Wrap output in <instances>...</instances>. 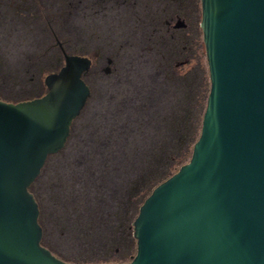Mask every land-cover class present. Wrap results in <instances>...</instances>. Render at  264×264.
Masks as SVG:
<instances>
[{
    "label": "water",
    "instance_id": "1",
    "mask_svg": "<svg viewBox=\"0 0 264 264\" xmlns=\"http://www.w3.org/2000/svg\"><path fill=\"white\" fill-rule=\"evenodd\" d=\"M210 92L191 159L146 198L130 262L264 264V0H202ZM68 57L33 100H0V264H72L43 245L31 186L60 153L91 88Z\"/></svg>",
    "mask_w": 264,
    "mask_h": 264
},
{
    "label": "flooded vegetation",
    "instance_id": "2",
    "mask_svg": "<svg viewBox=\"0 0 264 264\" xmlns=\"http://www.w3.org/2000/svg\"><path fill=\"white\" fill-rule=\"evenodd\" d=\"M202 19V0H0V79L31 82L23 102L44 96L68 57L91 60L87 84L94 66L108 77L114 59L104 43L116 35L125 65L156 66L152 81H180L188 74L179 69L205 55Z\"/></svg>",
    "mask_w": 264,
    "mask_h": 264
},
{
    "label": "trees",
    "instance_id": "3",
    "mask_svg": "<svg viewBox=\"0 0 264 264\" xmlns=\"http://www.w3.org/2000/svg\"><path fill=\"white\" fill-rule=\"evenodd\" d=\"M169 88L168 92L161 91L155 83L146 84L140 93L144 98L142 110H115L106 121H96L84 145L72 143V140H81L74 130L75 120L66 147L48 158L41 175L30 188L39 204L42 229V208L35 187L53 159L69 155L77 159L72 169L75 171L73 184L65 192L66 200L74 203L77 209L82 205L87 209L86 216L78 220L94 221L96 224L90 229L104 232L106 222H117L121 218L118 226L121 234L126 239L133 236L132 224L139 208L159 184L189 162L201 133L205 105H201V110H174L181 109L183 104L173 102ZM61 181V185L67 183L65 178Z\"/></svg>",
    "mask_w": 264,
    "mask_h": 264
},
{
    "label": "rangeland",
    "instance_id": "4",
    "mask_svg": "<svg viewBox=\"0 0 264 264\" xmlns=\"http://www.w3.org/2000/svg\"><path fill=\"white\" fill-rule=\"evenodd\" d=\"M104 49L114 59L112 73L105 77L103 71L98 73L100 67L94 66L92 69L88 79L92 97L74 125V130L80 134L81 140H72V143L80 145L87 143L97 124L96 121L99 122L101 119L106 121L115 110L130 108L142 110L144 98L140 93L146 84L155 83L161 91L167 92V87H170L169 93L173 95V102L180 101L183 104L181 109L174 110H201L202 104L206 110L211 86L206 52L198 65L195 62L191 66L179 69L178 72L188 74V78L163 83L152 82V76L158 74L156 66L125 65L121 61V37L111 36L110 40L104 43ZM105 67L106 61L103 69ZM6 85L10 88H6ZM31 86V82L17 83L0 79V97L4 101L16 103L23 97L34 95ZM22 87L28 92L21 93ZM76 159L69 155H60L53 159L35 187L42 208L44 245L61 260L73 261L72 264L130 262L136 256L137 244L132 234L128 239L121 234V227H118L121 225V218L117 222H106L107 229L104 232H93L90 228L92 224L95 226L96 222L78 220L79 217L86 216V207L82 205L81 209H77L74 203L66 200L68 197L65 192L72 186L75 176L72 169L75 168ZM63 177L67 183L61 185ZM72 215L76 219H73Z\"/></svg>",
    "mask_w": 264,
    "mask_h": 264
}]
</instances>
